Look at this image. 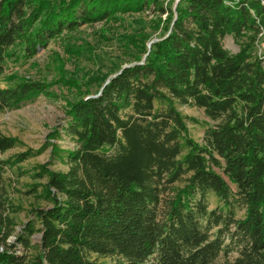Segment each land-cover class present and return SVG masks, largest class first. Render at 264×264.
<instances>
[{"label": "trees", "instance_id": "obj_1", "mask_svg": "<svg viewBox=\"0 0 264 264\" xmlns=\"http://www.w3.org/2000/svg\"><path fill=\"white\" fill-rule=\"evenodd\" d=\"M146 11L165 17L163 35L150 50L148 34L127 36L134 63L89 78L67 104L51 138L73 148L51 144V157L68 170L35 167L28 194L44 204L15 243L20 209L5 174L45 148L0 158V264H264V55L251 51L264 40V0H0V74L16 46L31 59L65 32ZM230 35L245 39L237 54ZM60 83L80 88L65 78L0 87V112ZM184 106L215 123L202 143ZM19 145L0 133V156Z\"/></svg>", "mask_w": 264, "mask_h": 264}, {"label": "rangeland", "instance_id": "obj_2", "mask_svg": "<svg viewBox=\"0 0 264 264\" xmlns=\"http://www.w3.org/2000/svg\"><path fill=\"white\" fill-rule=\"evenodd\" d=\"M174 7L178 0H167ZM165 17L154 15L151 11L132 15H119L116 20L107 23L87 25L75 32H65L62 36L49 41L46 47L41 48L34 58H28L24 48L16 46L11 49L14 56L7 59L3 65V74H0V87L5 88L21 79H31L52 82L60 78L74 81L79 89L69 84L60 83L53 86L52 97L40 96L33 101L24 103L20 108L0 112V133L17 138L21 145L2 154L1 159L14 157L18 153L33 150L44 152L30 159L19 167L8 170L5 174L10 188V195L15 205L20 209L17 213L18 226L9 242L15 243L16 234H19L23 225L33 216L31 210L44 203L32 194H28L34 180L31 173L35 167L48 164L56 171H67L68 166L55 162L51 157L52 145H60L63 149L73 148L69 139L54 140L51 138L56 129H60L65 122V111L69 102L83 97L85 84L91 77L102 75L113 76L120 67L130 66L138 56V49L127 40V36L144 32L150 36V43H154L163 35ZM245 39H237L233 35L224 39V47L232 54L239 53L241 43ZM254 57L264 55V40L261 38L251 50ZM10 78L13 80H10ZM98 89L96 84L90 87L92 93ZM182 112L195 120L197 124L189 123L192 137L199 143L204 141L209 127L215 125L205 116L202 109L197 107H181ZM223 174V171L216 169ZM22 173L23 175L21 176ZM234 191L236 187L232 185ZM210 209L222 206L214 194L208 196ZM238 218H243L245 210L241 205L235 208ZM41 234H36L33 244L40 243ZM18 254L23 253L19 245ZM31 253H34L32 251ZM237 253L231 254L234 259ZM104 261V259H102ZM109 261V260H108Z\"/></svg>", "mask_w": 264, "mask_h": 264}, {"label": "water", "instance_id": "obj_3", "mask_svg": "<svg viewBox=\"0 0 264 264\" xmlns=\"http://www.w3.org/2000/svg\"><path fill=\"white\" fill-rule=\"evenodd\" d=\"M180 1H181V0H178L176 5H178V3H179ZM152 44H153V43H150V45H149V50L151 49ZM128 67H129V66H125L124 68H128ZM119 74H120V73H119ZM107 84H108V82H107Z\"/></svg>", "mask_w": 264, "mask_h": 264}]
</instances>
